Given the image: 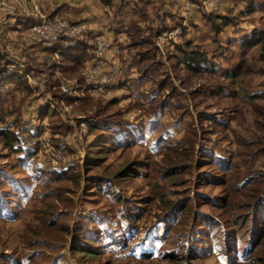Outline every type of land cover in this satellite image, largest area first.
<instances>
[{
    "label": "rangeland",
    "instance_id": "374dc122",
    "mask_svg": "<svg viewBox=\"0 0 264 264\" xmlns=\"http://www.w3.org/2000/svg\"><path fill=\"white\" fill-rule=\"evenodd\" d=\"M234 1L226 0L225 5ZM259 1V9L234 15L239 26H226L215 40L212 21L207 15L195 11L197 14L192 13V18L183 11L188 2L199 3L200 0H127L128 5L134 2V7L133 4V8L129 6L127 13L118 9L119 16H129L127 27L123 26L127 35L121 40L115 39L119 46L112 49L109 42L108 48L113 50V58L120 66L117 71L123 76L118 75V82L103 91L87 90L75 77H67L64 65L53 52L37 50L36 46L26 43L15 48V56L35 65L31 78L37 77L40 81L42 76V89L36 93L27 92L15 84L0 82V130L13 131L22 138L24 147H36L34 162L40 167L64 173L58 178L48 173L45 177L34 178V173L24 171L27 168L20 169L16 155L8 149L5 137L0 134V173L3 176L0 190L12 201L8 213L0 215V264H171L161 260V254L167 250L183 255L188 264H224L217 253L218 244L209 235L202 237V232H208L210 226L205 218L216 223L214 231H217L211 233L213 236L226 230L229 237H240L245 242L258 231V221L262 220L264 211L258 213L257 208L251 216L252 209H248V205L252 201L246 197L250 187L243 186L239 191L231 187L251 172L264 169V156L259 154L247 167L242 166L257 146L254 144L246 149L242 140L252 138L256 125H264V116L257 111V106L264 108V99L243 103L242 97L241 102L225 95L210 96L208 91L219 84L239 91L247 88V92L264 89V0ZM97 3L105 6L99 0ZM96 4L91 1L94 10ZM242 6L240 3L239 7ZM42 12L51 17L58 10ZM217 14L228 15L222 10L211 15ZM1 20L8 21L4 15ZM157 20L166 30L154 35L152 43L138 45L141 38L150 37V28H154ZM83 21L71 19L73 23ZM22 28L5 29L0 35L3 46H12V40L18 42L23 38ZM183 28L185 32L177 39L162 40L164 31L179 32L178 29L183 31ZM96 29L91 27L83 36L84 40L93 43L90 32ZM252 31L263 39L247 45L244 51L239 41ZM113 38L117 37L109 36L111 41ZM184 40L205 51L220 72L241 64L240 77L235 84H229L217 73L192 75L182 67H175L170 45ZM153 43L158 48L159 64L156 58L142 60L140 57L144 48L149 49ZM147 64L152 67L144 73ZM81 73L86 78L88 71L83 68ZM163 80L166 82L160 98L172 95L181 102L180 105L176 103L180 107L165 108L151 115L152 107L142 103L156 94L154 88ZM62 84L70 91L64 93L60 89ZM36 103L39 110L42 106L48 107V115H41L42 120L47 117L46 125L28 131L24 118L29 106ZM95 103L107 109L95 112ZM209 115L223 116L227 125L217 126L206 119ZM100 116L128 121L131 126L141 124L135 134L141 135L134 138H137L134 143H124L123 139L116 140L118 143L107 142L103 131L88 126ZM212 149L228 154L232 166L228 175L219 177L224 186L220 185V180L213 184L207 181L202 187L199 184L201 175L219 172L210 160L204 161L202 157V151ZM174 165L177 170L172 173L170 168ZM12 178L28 180L29 184L22 186V183L23 191H12L9 185ZM205 195L218 203L227 198L232 204L226 205V201L224 207H210ZM173 202L179 205L186 202L187 211L180 215L177 224L168 228L166 241H151L149 238L153 239L155 232L145 230L154 226L161 232L158 230L162 226L154 222L157 216L163 218L170 211L167 205ZM198 214L204 216L201 218L204 222H199L200 217L195 219ZM102 225H108V230L116 232L118 237L126 231L127 225L136 228L139 238L150 232L151 249L157 244L152 258L138 260L127 253H118L114 247L106 248L104 239L99 238ZM243 241L227 242V247H239L237 253L243 248ZM141 245H137L138 253ZM253 245L252 262L237 263L238 255L234 251L227 261L264 264L259 261L264 259L261 251L264 245H257L256 241ZM118 254L122 256H116Z\"/></svg>",
    "mask_w": 264,
    "mask_h": 264
},
{
    "label": "trees",
    "instance_id": "16d2710c",
    "mask_svg": "<svg viewBox=\"0 0 264 264\" xmlns=\"http://www.w3.org/2000/svg\"><path fill=\"white\" fill-rule=\"evenodd\" d=\"M99 1L106 6L117 7V9L122 8L123 5H125L126 3V0H99ZM245 13H249V11L246 10V12H244L243 14ZM206 17L210 21H212L213 31L215 33L213 38L215 40L216 39L218 40L217 36L225 29L226 26H234V25L236 27L238 26V22L236 21L238 18L236 16H232L229 14L228 15L209 14ZM159 22L160 21L157 20V22L155 23L158 24ZM157 24L154 26V28H150L151 29L150 37L146 39L141 38L138 45L140 44L146 45V43H152L153 41L152 38L154 35L161 33L162 30H166V28H163L160 25V23L158 25ZM182 32H185L184 28ZM256 34H257L256 31H252V33L249 34L248 36H244L243 38H241L239 41L240 47L244 50L245 48H247V45L251 46L255 44L257 41H260V39L262 38H258ZM170 46L173 47L172 55L174 56L172 58L174 60L175 67L177 66L182 67L189 74L193 75L196 73H202V74L217 73L218 77L225 78L227 81H229V84H232V85L235 84L236 80L240 77V73L242 69L241 64L234 66L232 69L227 70L226 72H220L216 70L218 69L216 63L207 56V53L203 50H200L196 45H193L191 41L184 40L178 43H172ZM90 48L91 46L88 45L85 41H81L77 43V45L74 47L60 50L59 55H58L59 62H61V64L64 65L62 66V68L64 69L66 73H68L66 74L67 77H75L77 80L80 81L81 84L83 83V85L85 84L86 79L83 78L81 70L84 68V60L89 59L92 56L90 53ZM157 49L158 48L154 45V43L150 44L149 49L144 48V50L141 52V55H140L141 59L149 60L151 58H156L155 62L158 63L159 61L157 60V52H156ZM2 65L3 64L0 58V82L1 83L15 84L18 87H23L27 92L30 91L27 88L26 79L23 76L15 72L7 71ZM150 67H152V64H149V65L147 64V66L143 70L144 73L147 71L146 69ZM165 82L166 80L158 82V85H156V87L154 88V91L156 94L153 97L148 98L143 103L139 102V103L146 105V107L148 106L152 107V110L150 113L151 115H154L156 114L157 111H160L165 108L179 109L178 107H180L178 105H180L181 102H178V100L172 97V95H167V96H163V98H160V92ZM56 92L57 94L60 93L58 90H56ZM208 92L210 96L225 95L237 101L239 100L241 101L242 98H244L243 103H249L251 101H255L258 98L264 99V89H262L261 91H257V92H254V91L247 92V88H242V90L239 91L236 88L230 89L224 86V84H219L215 88L211 87ZM177 102H178V105L176 104ZM95 104L96 106H94V108H96L97 110V111L95 110V112H101L107 109L106 106H100L99 103H95ZM257 111H259L260 115L264 116V108L259 109V106H257ZM40 113L42 115H48V107L42 106L40 108ZM100 119H102L101 116L99 119H97L95 123L90 124L88 126L90 129H96L99 131H103L104 133L103 136L107 138V142H110V141L116 142V140L123 139L124 143H127V144L134 143L135 140L137 139V138L136 139L134 138L138 137V135H141V134H138L137 136L135 135L137 130H139V127L141 126V124L139 125L136 124V125L131 126L129 125L128 121H123L119 119H110L108 117L102 120ZM206 119L214 122L217 126H220V127H225L227 125L223 116L216 115L214 117V116L209 115L206 117ZM179 121H180V118L178 119V122ZM0 131H1L0 134H2L3 137H5L7 141L8 149L16 155L17 160L20 163V169L27 168V170H24V171H28V174L34 173L35 175L33 174V177L36 179L41 178L42 176L45 177L46 173H48V175H53L55 178L61 177L60 175L64 173V171L58 172L57 170H54L52 168L47 169L45 167L44 168L40 167L38 163L34 162V158L36 157V153H37L36 147L34 148L24 147L22 144V138L14 134L13 131L12 132L8 130H5V131L0 130ZM130 137H132V140H130ZM242 141H243V144L246 146V149L247 147H252V145L254 144L257 145L256 148L252 152H250L251 155H250V158L248 159V162H245V163L244 161L242 162V166L245 165V167H247L248 164H251L254 161V159L257 158L258 154L260 156H264V125H259V124L256 125V132L252 134V138L249 140H242ZM154 143L156 145V141ZM155 145H153V148L156 147ZM201 153L203 154L202 157H204V161L210 160L212 166L215 168H218L217 170H219V172L216 171V173H209L208 175H201L199 178V184L202 187L208 184L207 181H210L211 182L210 184L217 183V182H220L221 180L219 178L220 176L223 177L224 175L225 177L226 175H228V172L232 166L229 162V158H227L226 156L228 154H226L225 152H219L218 150L216 151L215 149L202 151ZM170 169L172 170L171 172L173 173L174 170L175 171L177 170V167L174 165V166H171ZM122 173H124V171H122ZM1 177L3 176L0 173V179ZM9 183H10L9 185H10L11 190L15 191L16 189H21L20 186L22 185V183H23L22 186L28 185L29 181L27 180L26 182H24L23 180H15V178H12L11 181H9ZM220 183H221L220 185L224 186L222 180ZM252 185H254L255 187L252 188L251 187ZM243 186L250 187L248 190L249 193H247L246 197L252 201V203L250 202L251 204H249L251 206L248 205V209L250 210L252 209L251 216L253 215V213L256 212L257 208H259L258 213L259 211L263 212L264 211V169L255 170L251 172L249 176L243 179H240L237 182V185L235 187H231V190L234 189L236 191H239L241 187ZM205 201H207V205L210 207L217 206V205L219 206L221 205L220 207H224L223 203L224 202L226 203V201H228L226 205L232 204V202L228 200L227 198L223 199L221 203H218V202L213 201L212 199L210 200L209 196L207 195H205ZM11 204H12V201L8 200L5 192L0 190V215L7 214L8 209H9L8 207ZM179 204L180 203L175 204L174 202L169 203L167 205V209H169L170 211L163 218H160L159 216L156 217V221L154 222V224H158L162 226V229L158 230L161 232H157L154 226H153V229L151 230L150 229L145 230L146 232L148 231L155 232L153 239L149 238L150 232L148 233V236L146 233L143 237L139 238L136 232V228L131 225H127L126 231L120 237L117 236L116 232L109 231L108 225H104V226L102 225L103 230L101 231L102 233H100L101 235L99 238L104 239L103 242H104V245H106L105 246L106 248L114 247V249L118 253H127L128 256L138 258V260H142V259L148 260L152 258L153 251L154 249L157 248L156 247L157 244H156L154 245L153 249H151L153 242H149L148 238L151 241L157 240L158 243H162L163 241H166V233L168 231V228L177 224L178 220L180 219L179 218L180 215L183 216V212L187 211L186 202L181 204V205H184L182 206L184 209ZM177 210L179 212L178 214H175ZM202 216L203 215L198 214L195 219L197 220L200 217L199 222H204L205 219H206V222L210 221V226L208 225V232L201 231L202 233H204L202 237L209 235L208 237L214 240V243L218 244L217 253H220L221 256L219 257H221L224 260V264H232L227 261L229 259L230 252L234 251L236 253L239 247H235L233 249H231V247L228 248L227 242H231V243L235 241L242 242L243 241L242 238L229 237V234H226V230L213 236L211 233H216L217 231V230L214 231L216 223L211 218L201 219ZM261 217H262L261 218L262 220L258 221L259 223L258 231H255L254 234L249 236V238L245 242L243 241L244 242L242 244L243 248L241 249V251H238L236 253L238 255L237 263L238 262L249 263L253 261L252 256H250L252 249L255 248V245H253V242L256 241L257 245H264L263 244L264 216H261ZM166 220L168 222H166L165 224ZM221 233H222V236H220ZM91 241L92 239H90L88 242L91 243ZM221 242L223 243L221 244ZM138 243L142 244L141 245L142 247H140L141 251L139 253L137 252ZM261 251L262 253H264V246H262ZM86 253H89V255L92 254V252H89V251H87ZM116 256L121 257L122 254H118ZM182 257L184 256L179 253H173V251H168V250L161 254V260L168 261L171 264H188V261H186L185 258H182ZM259 261L262 262L264 261V259L262 260L259 259Z\"/></svg>",
    "mask_w": 264,
    "mask_h": 264
},
{
    "label": "built area",
    "instance_id": "2783aa9c",
    "mask_svg": "<svg viewBox=\"0 0 264 264\" xmlns=\"http://www.w3.org/2000/svg\"><path fill=\"white\" fill-rule=\"evenodd\" d=\"M8 1H11V4ZM27 1L29 0H0V6L6 12L4 16H6L7 20L9 19L10 21L14 18V11L16 12L18 8L17 5H19V8H23L28 3ZM225 2L226 0H200L199 3L188 2L183 11L188 15H192L193 11H197L202 15H209L213 12H221ZM29 5L28 17L30 21L22 29V31L24 30V37L20 38L18 42L12 40L10 42L12 46H7L9 48L3 46V41L0 38V56L4 68L7 71L23 76L29 84L30 90L36 93L37 90L42 89V76L40 81L36 80L37 77L32 80L31 77L34 76L33 70L36 69L35 65L27 64L23 59L15 56V48L22 47L26 43L27 46H36L37 50L53 52L55 56H58L60 50L74 47L80 41H84L83 36L91 30V26L86 21L73 23L69 17L64 16L60 12L49 17L42 12L37 0H30ZM2 23L0 19V35L5 30L1 27ZM180 29H178L179 32L167 33V31H164L162 33V37H164L162 40L177 39L178 35L182 33ZM90 34L93 37V43H90L92 56L84 62V68L88 71L84 87L87 90L103 91L118 82L119 72L117 70L119 68L117 65L119 62L115 60L110 62L113 55L110 54V50L108 49L110 40L106 32L102 29H96L90 32ZM60 89L64 93L70 91L68 86L63 84L60 86ZM48 103L51 104L50 101ZM41 115L38 103L29 106V110L26 112V117L24 118L28 131H35L37 128L46 125L47 117H42L44 119L42 120ZM39 139L40 141L42 140L41 138Z\"/></svg>",
    "mask_w": 264,
    "mask_h": 264
},
{
    "label": "crops",
    "instance_id": "0c3cea01",
    "mask_svg": "<svg viewBox=\"0 0 264 264\" xmlns=\"http://www.w3.org/2000/svg\"><path fill=\"white\" fill-rule=\"evenodd\" d=\"M38 3H40V7L43 11L47 12H53L54 10H58L61 14L64 16L69 17L70 19H73L74 21H86L92 28H98L102 29L104 32L108 34L110 37H117L113 38L114 40L111 41L112 49L113 47L117 46L119 44L117 40H121L122 37H125L127 35V31L123 29V26L127 27V22L129 21V16L122 14V16H119V10L117 7H109V6H100L98 3L96 4V0H37ZM91 1H93L96 4V10H94L91 6ZM127 1V0H126ZM248 1V2H247ZM23 8H18L16 10L17 15L15 18L9 21H5L2 23L1 27L2 29H8L9 27H13V29L17 28V26L20 28V26L25 27L28 24V21L30 18L28 17V10L30 9V0L27 1ZM259 0H235L233 3L228 2L226 5L223 6L222 11H225L229 15H236L240 13L246 12L248 10L250 13L253 12V10L259 9ZM9 4H11V1H8ZM242 3V8L239 7V4ZM250 3V4H247ZM133 4L125 3L121 9H124V12L127 13V9H129V6ZM259 5V6H257ZM132 7V6H131ZM132 7V8H133ZM123 12V11H122ZM121 12V13H122ZM133 13L134 11L131 10ZM5 11L0 6V19L5 15ZM197 14L195 11H193V15ZM192 15V18H193ZM15 23L16 25L14 26ZM13 24V25H12ZM239 26V23H238ZM23 29V28H22ZM20 29V31L22 30ZM18 31H16L17 33ZM263 39V38H262ZM88 45L91 46L89 41L84 40ZM113 43V44H112ZM119 46V45H118ZM111 49L110 54L113 55V50ZM91 53V51H90ZM1 58V56H0ZM87 59L84 60V62ZM116 61L117 59L113 58L110 60ZM2 62V61H1ZM117 65V64H112ZM4 67V65H2ZM118 68L120 67L119 64L117 65ZM120 69V68H119ZM123 76V73L119 71V76ZM121 80V79H119ZM31 91V90H30Z\"/></svg>",
    "mask_w": 264,
    "mask_h": 264
}]
</instances>
